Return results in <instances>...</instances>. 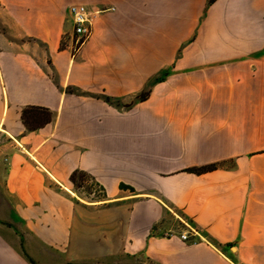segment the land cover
<instances>
[{
	"label": "crops",
	"instance_id": "1",
	"mask_svg": "<svg viewBox=\"0 0 264 264\" xmlns=\"http://www.w3.org/2000/svg\"><path fill=\"white\" fill-rule=\"evenodd\" d=\"M0 264H264V0H0Z\"/></svg>",
	"mask_w": 264,
	"mask_h": 264
},
{
	"label": "trees",
	"instance_id": "2",
	"mask_svg": "<svg viewBox=\"0 0 264 264\" xmlns=\"http://www.w3.org/2000/svg\"><path fill=\"white\" fill-rule=\"evenodd\" d=\"M213 1L214 0H209L210 3ZM149 92H150L149 90H146V91L140 93L138 95V99L139 100H145L148 97ZM105 98L108 101L112 100V98L109 96L105 97ZM23 117H24L25 122L27 123V125L30 128H38V127L42 126L43 124L51 121L52 112L48 108H45V107H28L24 110ZM220 165L221 164H219V163H212V164H208V165L201 166V167H194V168H191L190 170L194 171V172H205V171L216 169ZM79 174L86 175V177L93 180L94 184L97 185L99 187L100 191L102 190V192H103L104 188L100 187L99 184L95 182L94 178L91 175L83 173L81 171H75V172H73V174L71 176L72 181L74 182L75 185L77 184L76 179H77V176ZM121 186H122V188H129V186L124 184V183H122Z\"/></svg>",
	"mask_w": 264,
	"mask_h": 264
},
{
	"label": "built area",
	"instance_id": "3",
	"mask_svg": "<svg viewBox=\"0 0 264 264\" xmlns=\"http://www.w3.org/2000/svg\"><path fill=\"white\" fill-rule=\"evenodd\" d=\"M102 9H90L85 4H72L69 6V14L73 22L74 33L76 34L74 48L80 45L92 32L94 17ZM183 239H188V232L181 234Z\"/></svg>",
	"mask_w": 264,
	"mask_h": 264
},
{
	"label": "rangeland",
	"instance_id": "4",
	"mask_svg": "<svg viewBox=\"0 0 264 264\" xmlns=\"http://www.w3.org/2000/svg\"><path fill=\"white\" fill-rule=\"evenodd\" d=\"M76 183V189L82 194L89 195L90 193H93L97 196L101 195L99 187L94 184L93 180L86 177V175L79 174Z\"/></svg>",
	"mask_w": 264,
	"mask_h": 264
}]
</instances>
